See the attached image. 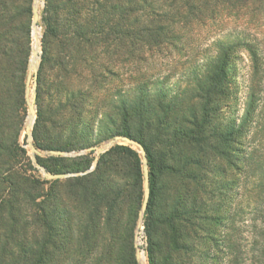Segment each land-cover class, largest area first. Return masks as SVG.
I'll return each mask as SVG.
<instances>
[{
  "label": "trees",
  "instance_id": "16d2710c",
  "mask_svg": "<svg viewBox=\"0 0 264 264\" xmlns=\"http://www.w3.org/2000/svg\"><path fill=\"white\" fill-rule=\"evenodd\" d=\"M220 6H225L223 11L237 8L248 18L264 15V0H45L35 79L33 145L41 151L74 150L78 144L64 141L58 132L72 126V120L81 125L87 99L99 91L107 95L103 82L118 76L119 58L126 55L132 68L128 80L137 94L131 103L117 109L122 123L111 137L138 142L146 156L149 199L144 238L148 264H157L154 233L160 218L155 205L160 163L141 129L152 122L159 128L165 124L164 117L157 119L152 110L165 114L166 120V116L176 114V107L172 100L166 101L162 90L155 91L153 107L145 101L151 95L144 90L148 78L142 66L152 52L184 50L187 44L180 31L214 19ZM31 21L32 0H0V264H138L134 245L136 205L131 202L125 225L120 209L131 184L122 182L114 171L118 159H127L133 182H140L141 160L134 150L115 146L92 172L65 182L53 180L57 192L27 176L22 166L14 163L17 159L21 163L26 155L18 140L25 117ZM235 43L219 42L203 74L194 76L196 97L203 100V118L216 112L217 104L227 98L226 69L238 45ZM239 43L249 50L256 65V45ZM184 111L190 117L184 124H193V130H178L180 140L201 143L204 131L196 112L191 107ZM234 132L233 126L225 124L213 128L209 136L219 146L229 147ZM73 133L77 135L76 130ZM44 167L51 175L81 173L89 169L90 162L87 156L58 157L54 168ZM174 218L168 217L172 225Z\"/></svg>",
  "mask_w": 264,
  "mask_h": 264
},
{
  "label": "rangeland",
  "instance_id": "374dc122",
  "mask_svg": "<svg viewBox=\"0 0 264 264\" xmlns=\"http://www.w3.org/2000/svg\"><path fill=\"white\" fill-rule=\"evenodd\" d=\"M44 4L45 0H32L25 117L18 140L26 155L21 163H17L20 162L17 158L14 163L18 168L22 166L27 176L46 183V188L51 187L57 192L58 187L53 185V180L48 177L51 174L44 166L54 168L58 157L87 156L90 162L85 172L64 173L71 175L58 179L65 182L71 177L92 172L102 156L115 146L134 150L141 160L140 182H133L127 159H118L114 171L122 182L131 184L126 189L125 204L120 208L122 222L125 225L129 206L134 203L137 209L135 257L138 264H148L142 212L145 176L149 171L146 156L138 142L111 137L122 123L117 109L131 103L137 94L128 80L132 68L126 55L119 58L116 70L121 69L118 76H109L103 82L102 86L108 88L107 95L99 91L92 99H87L89 105L81 125L77 126L72 120V126L58 132L64 141L78 144L74 150L41 151L33 145L32 130L37 115L35 79L41 58ZM223 7H219L221 11L214 19L180 31L187 44L184 50L169 48L152 52L151 58L142 66L148 78L144 90L151 95L145 101L153 107L155 91L162 90L166 92V101L172 100L176 107V114L166 116V120L165 114L152 110L157 119L164 117L165 124L159 128L157 122H152L149 127L141 129L144 141L160 163L155 204L160 218L154 233L157 264H264V15H258L257 19L248 18L237 8L223 11ZM34 31L39 34L36 53ZM219 42L238 44L226 69L227 98L217 104L216 112L207 113L203 118L200 111L203 100L196 97L193 79L203 74L216 55ZM239 42L256 45L259 54L256 65L249 50ZM33 54L37 56V64L30 71ZM31 105L33 112L29 110ZM190 107L196 112V120L204 131V136L200 135L201 143L199 140L195 143V139L180 140L181 135L177 132L193 130V124H184V119L189 121L190 118L184 110ZM225 124L235 130L229 147L219 146L209 136L213 128L220 129ZM75 130L77 135L73 133ZM48 136H53L52 132H48ZM147 188L149 190V179ZM171 215L175 216L173 225V221L168 222Z\"/></svg>",
  "mask_w": 264,
  "mask_h": 264
},
{
  "label": "water",
  "instance_id": "95a60500",
  "mask_svg": "<svg viewBox=\"0 0 264 264\" xmlns=\"http://www.w3.org/2000/svg\"><path fill=\"white\" fill-rule=\"evenodd\" d=\"M29 80V79H28ZM29 110L30 112H33L34 109H33V105H31L29 107ZM71 175H68V174H55V175H49V179H52V180H58V179H62V178H66V177H69ZM148 176L146 175L145 176V191H144V200H143V205H142V212L144 213L146 207H147V203H148V199H149V190L147 188L148 186Z\"/></svg>",
  "mask_w": 264,
  "mask_h": 264
},
{
  "label": "bare ground",
  "instance_id": "6f19581e",
  "mask_svg": "<svg viewBox=\"0 0 264 264\" xmlns=\"http://www.w3.org/2000/svg\"><path fill=\"white\" fill-rule=\"evenodd\" d=\"M33 39H34V52L36 53L37 51V46H38V41H39V34L38 32H35L33 33ZM36 64H37V56L36 54H33L32 58L30 59V64H29V70L32 71L35 69L36 67Z\"/></svg>",
  "mask_w": 264,
  "mask_h": 264
}]
</instances>
